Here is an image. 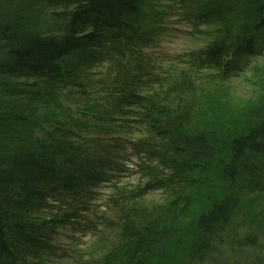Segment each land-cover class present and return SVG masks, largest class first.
Wrapping results in <instances>:
<instances>
[{"label":"trees","instance_id":"obj_1","mask_svg":"<svg viewBox=\"0 0 264 264\" xmlns=\"http://www.w3.org/2000/svg\"><path fill=\"white\" fill-rule=\"evenodd\" d=\"M158 1L0 0V264H59L65 228H116L106 253L79 264H205L215 244L263 232L252 203L264 199V99L236 129L212 131L194 100L144 91L157 76ZM179 2L195 25L217 27L188 53L192 67L228 78L264 55V0ZM132 158L142 181L97 213L98 187ZM151 191L173 195L167 214L140 205Z\"/></svg>","mask_w":264,"mask_h":264},{"label":"rangeland","instance_id":"obj_2","mask_svg":"<svg viewBox=\"0 0 264 264\" xmlns=\"http://www.w3.org/2000/svg\"><path fill=\"white\" fill-rule=\"evenodd\" d=\"M158 7L162 14L163 23L160 31L159 42L153 49L151 60L149 59L152 72L160 75L161 71H172L175 74L166 81V84H156L144 91L156 93V96L168 98L169 102L176 99L194 100L195 118L197 122L207 125L212 131L233 130L240 125L244 112L256 106L264 99V55L252 59L250 65L241 74L222 78L214 69H197L188 63V53L204 46L215 32L216 26H200L196 29L193 24L185 18L180 8L179 0H159ZM38 24L48 26L47 19L38 16ZM210 32V33H209ZM213 36V35H212ZM109 63H102L93 69V76L99 78L104 75ZM172 73V74H173ZM166 74V73H164ZM162 74V75H164ZM161 75V76H162ZM147 77H145V80ZM177 80L176 85L170 83ZM185 84V85H183ZM177 86V87H176ZM181 86H189L184 92ZM178 92H171L172 88ZM161 89V90H160ZM55 107L50 108L51 110ZM50 109L42 115L50 114ZM44 119H47L46 117ZM141 134L135 131L132 137ZM138 160V159H137ZM136 159L127 163L124 172L117 174V180L110 185L102 183L98 187L99 199L95 201L97 213L104 212L109 203V197L118 192H124L137 186L142 181L141 173L138 171ZM116 186V187H115ZM173 195L160 191H151L141 200L140 205L149 210L150 215L167 214L171 206ZM253 201L259 203L264 210V199ZM257 209H255L256 211ZM113 217L112 211L108 213ZM168 216V215H167ZM95 217V214L90 216ZM256 218V217H255ZM255 244H215V254L211 255L205 264H257L254 261L256 255L260 256L264 264V230L257 234L247 230ZM241 234L244 236L247 233ZM59 243L66 246L69 257L59 264H79L82 261L95 259L110 249L111 243L116 240V228L89 227L88 229L73 230L65 228Z\"/></svg>","mask_w":264,"mask_h":264},{"label":"bare ground","instance_id":"obj_3","mask_svg":"<svg viewBox=\"0 0 264 264\" xmlns=\"http://www.w3.org/2000/svg\"><path fill=\"white\" fill-rule=\"evenodd\" d=\"M161 72H162V73H161L160 75H157V76L151 78L150 85H151L152 87L155 88L156 84H162V82L164 83V81H163L162 79H160V78H161V77H165V76L162 75V74L166 73V70H165V71H161ZM161 75H162V76H161Z\"/></svg>","mask_w":264,"mask_h":264}]
</instances>
